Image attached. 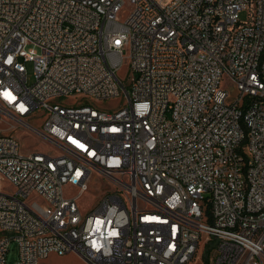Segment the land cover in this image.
Here are the masks:
<instances>
[{"label":"built area","instance_id":"obj_1","mask_svg":"<svg viewBox=\"0 0 264 264\" xmlns=\"http://www.w3.org/2000/svg\"><path fill=\"white\" fill-rule=\"evenodd\" d=\"M2 124L0 264H264V0H0Z\"/></svg>","mask_w":264,"mask_h":264},{"label":"rangeland","instance_id":"obj_2","mask_svg":"<svg viewBox=\"0 0 264 264\" xmlns=\"http://www.w3.org/2000/svg\"><path fill=\"white\" fill-rule=\"evenodd\" d=\"M246 14H247V10H242L238 13V18L240 20L246 19ZM30 46L35 48L37 51H39L38 47L32 46L31 44H28L26 48ZM24 65L26 70L25 72L26 83L30 85L34 79L33 64L30 61H26ZM118 76L123 80L126 79L127 68L125 65H123L118 71ZM230 91L233 92L234 88H230ZM87 100L91 101L93 105L101 109H114L118 107L121 103L120 97H114L104 100H93V99L91 100L89 97H82L81 95L67 96L62 101L64 104H71V103H79L81 101H87ZM33 122L36 127H39L41 120L38 117H35ZM5 127L6 126L2 124L0 126V130L4 129ZM15 135L18 137L20 142V147L24 152L33 151V150H39V151L51 150V148H49L47 144H45L39 136L33 133H26L21 130L19 131L17 130L15 132ZM108 189H109V185L106 182L99 180L97 177H93L89 179L87 191L83 192L78 200L80 208L83 211L89 210ZM74 192H76L75 188L67 187L65 189L66 194H72ZM201 255H202V249L201 247H199L195 254L196 264H199L201 262ZM15 256H16V245L14 243H11L10 249L7 253L6 264H12L13 260L15 259ZM37 264H86V263L76 253L68 252L63 255L50 253L48 256L39 259Z\"/></svg>","mask_w":264,"mask_h":264}]
</instances>
